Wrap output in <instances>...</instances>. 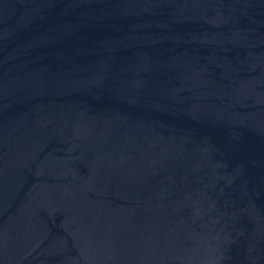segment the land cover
Returning <instances> with one entry per match:
<instances>
[{
    "label": "water",
    "instance_id": "1",
    "mask_svg": "<svg viewBox=\"0 0 264 264\" xmlns=\"http://www.w3.org/2000/svg\"><path fill=\"white\" fill-rule=\"evenodd\" d=\"M0 264H264V0H0Z\"/></svg>",
    "mask_w": 264,
    "mask_h": 264
}]
</instances>
